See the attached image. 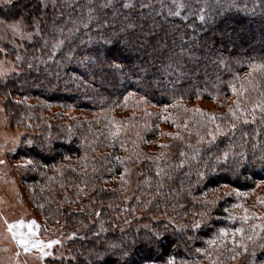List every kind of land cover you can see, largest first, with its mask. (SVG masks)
<instances>
[{"label": "trees", "instance_id": "16d2710c", "mask_svg": "<svg viewBox=\"0 0 264 264\" xmlns=\"http://www.w3.org/2000/svg\"><path fill=\"white\" fill-rule=\"evenodd\" d=\"M46 1L8 2L0 19L18 15L37 32L26 42L31 68L7 76L1 95L16 123L32 128L12 155L37 164L23 170L30 202L70 241L48 263L193 264L196 246L216 241L224 256L245 239L226 264H262L264 231L245 237L233 207L237 192L264 180V0H158L162 7L145 0ZM35 4L43 17L35 16ZM15 94L48 102L17 106ZM131 95L165 108L171 120L154 114L141 131L138 117L122 140L58 118L71 109L108 124L115 109L134 103ZM201 98L217 106L192 108L191 100ZM162 125L176 132H162ZM160 136L159 151L151 153ZM86 139L104 152L126 151L113 168L132 166V173L108 187L105 170L73 171L77 162L66 165V155L77 154ZM61 164L52 184L50 169ZM63 195H73L71 205ZM127 199L136 211L129 218L121 210Z\"/></svg>", "mask_w": 264, "mask_h": 264}, {"label": "rangeland", "instance_id": "374dc122", "mask_svg": "<svg viewBox=\"0 0 264 264\" xmlns=\"http://www.w3.org/2000/svg\"><path fill=\"white\" fill-rule=\"evenodd\" d=\"M11 1L14 0H0V6L6 5V3ZM53 2V0H47L45 5L52 4ZM157 2L158 0H145L143 5L148 3L146 6L150 7V4L154 3L151 6H163V4H158ZM32 8L38 13L35 15L37 18L43 17V13L39 15V11H37L39 9H37L36 4ZM3 17V19H0V264H50L48 263V259L61 257L62 253L60 252H66L70 241L68 243V236H66L62 227L50 226L45 218L46 215L37 212V207L30 202V200L33 202V191L27 188L29 183H25L22 179L25 173L23 170L28 166L35 169L37 164L25 159L15 160L12 158V155L16 147L19 146L22 137L32 128L28 129L27 126L21 125L18 122L16 123V116L7 108L1 95V85L5 83L7 76L11 75L13 77V73L22 72L23 70L27 71L31 68L32 56L27 53L26 42H32L31 38H35L37 32L30 31L26 27L27 25L24 23V20L19 19L18 15L12 18ZM129 99L134 103L131 104L132 102H129L126 103L125 107L115 109L113 114L106 120L108 124H95L96 121L102 122L101 120H97L100 118L90 117L85 111L71 109L59 111L60 116L58 118L60 121L66 123L68 121L77 122V124L85 126L89 130L95 129L97 131L104 128L105 130H109L110 135L120 136L122 140L127 139L132 134L130 129L136 124V121L133 120L138 117H141V121L139 122L141 131L147 130L143 124H148L149 128L150 122L151 124L153 123L152 118L154 114L160 115L163 119L171 120L172 118V115L168 114V110L163 107L155 109L156 107L152 106L148 100L141 96L131 95ZM12 100L17 106L23 105L27 108L36 106L37 102H48L46 99L18 98L17 94L12 97ZM216 102V100L208 98L192 99L190 105L196 109L213 110L217 106ZM31 116L32 114L26 116L28 117V122L32 121ZM159 129L162 132L164 130L176 132L170 126L165 125H162ZM161 138L162 136L152 142L151 153L159 151L154 149L158 148ZM121 144L125 149L129 145L126 141L121 142ZM124 148H122V151L125 150ZM79 150L73 156L66 155L64 163L68 165L77 162L76 165L71 167L73 171L89 172L91 169H94V173H99L103 170L111 173V182L105 181L108 187H111L116 182V179L117 182L118 178L122 179L123 174L129 176L132 173V166L121 167V173L115 171L113 168L121 156H128L127 153L125 154L126 151H124V154L114 151L104 152L96 141L90 139L84 140ZM159 156L162 157L164 155L160 154ZM119 166H122V164H119ZM45 167L49 168V166ZM62 168L63 164L53 166L52 169L49 168L51 178L53 179V176H56ZM55 182L53 179L52 184ZM79 188L83 191L86 189V186L81 185ZM68 190L66 194H71L70 189ZM226 192L227 195L232 194L229 191ZM72 197L73 195H63V198L69 205H71ZM234 197L237 199V204L233 207V212L235 210L238 218L247 227L245 237L258 236L260 231H264V180H261L251 190L237 192ZM204 198L202 197V199ZM78 201H75L73 204L76 208H81L84 202L80 201L81 204H79L77 203ZM131 209L134 210L127 199L125 204L121 206L123 213L124 211L128 213V215H125V218L136 214V211H131ZM241 233L243 232H237L239 238L242 240L245 237ZM243 241L235 250L231 251V255L224 254V256L216 249V241L206 243L203 247L196 246L191 255L192 258H196L193 264H226L229 258H234L240 254L239 247L243 244ZM207 244H210V246ZM246 249H248L247 245L242 251ZM199 254H201L200 257ZM261 263L264 264V261L262 260Z\"/></svg>", "mask_w": 264, "mask_h": 264}, {"label": "snow or ice", "instance_id": "6c2138e0", "mask_svg": "<svg viewBox=\"0 0 264 264\" xmlns=\"http://www.w3.org/2000/svg\"><path fill=\"white\" fill-rule=\"evenodd\" d=\"M23 243V242H22Z\"/></svg>", "mask_w": 264, "mask_h": 264}]
</instances>
